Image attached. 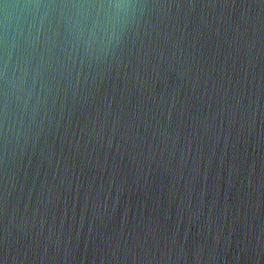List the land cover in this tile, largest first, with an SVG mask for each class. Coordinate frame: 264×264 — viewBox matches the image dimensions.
<instances>
[{"label":"water","instance_id":"water-1","mask_svg":"<svg viewBox=\"0 0 264 264\" xmlns=\"http://www.w3.org/2000/svg\"><path fill=\"white\" fill-rule=\"evenodd\" d=\"M0 264H264V0H0Z\"/></svg>","mask_w":264,"mask_h":264}]
</instances>
